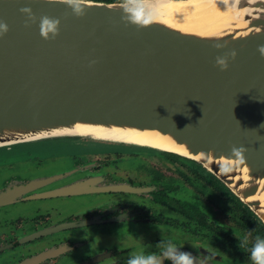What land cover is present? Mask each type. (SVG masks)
<instances>
[{"label": "water", "instance_id": "obj_1", "mask_svg": "<svg viewBox=\"0 0 264 264\" xmlns=\"http://www.w3.org/2000/svg\"><path fill=\"white\" fill-rule=\"evenodd\" d=\"M119 3L93 0L77 17L59 0H0V162L22 151L19 161L58 156L65 143L174 152L205 166L264 225V0H237L242 12L204 32L158 16L138 29ZM44 15L60 20L55 39L40 35ZM95 131H149L181 152ZM232 146L244 149L242 164ZM226 160L230 172L220 170Z\"/></svg>", "mask_w": 264, "mask_h": 264}, {"label": "flooded vegetation", "instance_id": "obj_2", "mask_svg": "<svg viewBox=\"0 0 264 264\" xmlns=\"http://www.w3.org/2000/svg\"><path fill=\"white\" fill-rule=\"evenodd\" d=\"M184 158L174 152H81L0 164V218L19 216L0 219V264H127L133 253L162 252L167 240L158 234L131 238L128 249L102 247L104 237L113 234L108 228L130 223L144 225V234L172 235L168 242L191 253L195 264H251L248 249L260 236L253 234L255 228L241 227L243 201L201 163ZM58 161H71L76 170L46 175ZM87 178L91 183L81 191L59 192ZM184 180L195 188L191 200L198 203L177 198ZM40 181L45 182L37 187ZM84 196L98 203L81 200ZM245 238L247 248L241 251L238 241ZM97 242L101 246L94 248Z\"/></svg>", "mask_w": 264, "mask_h": 264}, {"label": "clouds", "instance_id": "obj_3", "mask_svg": "<svg viewBox=\"0 0 264 264\" xmlns=\"http://www.w3.org/2000/svg\"><path fill=\"white\" fill-rule=\"evenodd\" d=\"M59 2L70 8L72 14L77 17L84 16L87 10L93 6V0H59ZM109 7H113V5H109ZM119 7L123 10V18L138 29L152 25L160 11L158 0H120ZM21 11L28 14L30 20L35 21L30 8H22ZM59 24L60 20L57 18L47 15L40 17V35L46 40L55 39L59 34ZM7 31L8 25L5 22H0V36ZM217 64L222 69L227 68V64L222 58H217ZM231 153L236 157L235 163L237 165L244 162V149L242 147L232 146ZM232 163L230 160L224 161L220 170L230 172ZM238 247L244 251L247 248V239L238 241ZM248 253L251 264H264V238L257 237L255 243L248 249ZM165 260L171 261L172 264H195L191 253L180 251L172 242H167L160 254L133 253L127 264H164Z\"/></svg>", "mask_w": 264, "mask_h": 264}, {"label": "bare ground", "instance_id": "obj_4", "mask_svg": "<svg viewBox=\"0 0 264 264\" xmlns=\"http://www.w3.org/2000/svg\"><path fill=\"white\" fill-rule=\"evenodd\" d=\"M237 0H158L159 19L183 30L204 32L205 27L212 29L222 27V24L234 18V14L242 12L236 9ZM79 132H89L79 130ZM91 132V131H90ZM99 138H109L124 142L151 144L161 148L180 151L171 146L163 138L149 131L136 133H111L105 131L93 132ZM181 152V151H180Z\"/></svg>", "mask_w": 264, "mask_h": 264}, {"label": "rangeland", "instance_id": "obj_5", "mask_svg": "<svg viewBox=\"0 0 264 264\" xmlns=\"http://www.w3.org/2000/svg\"><path fill=\"white\" fill-rule=\"evenodd\" d=\"M64 147V150L63 152H61V155H74V154H78V153H81V152H95V153H111V151H115V152H119L121 154H124L125 156L128 155V153L130 152H136L135 150H133L132 148H122V149H119V148H116V147H107V145H104V144H89V143H85V144H80V145H76V144H73V143H65L63 145ZM63 148H58V147H55L54 150H61ZM37 153V152H36ZM39 158H48V157H44V155L42 153H37ZM60 154V153H59ZM27 155H30V154H27ZM60 155V156H61ZM26 156V154L22 151V152H19L18 153V157L17 159H10V160H6L5 162H0V164H4V163H13V162H17L21 159H23L24 157ZM56 155L54 156H51L50 158L52 157H55ZM59 157V155H58ZM16 158V157H15ZM33 159L30 155V158L29 159H26V161L28 160H31ZM127 163V161H125ZM68 169H72V171L76 170V167L75 166H72L71 164V161L68 162L66 165H63V162L61 161H58L56 163H54L52 166H51V169H50V172H48L46 175H53L54 173H58V172H65L66 170ZM91 174V173H90ZM92 176H97L98 174H91ZM75 177V176H73ZM77 180V179H76ZM185 184L187 185H184L182 183H178V188H179V191H178V195H177V198L180 199V200H184V195L186 196V198L188 200H191L192 198H195L196 197V190L195 188H192V187H189L191 186L190 183L186 182L184 180ZM203 192H204V195L205 196H208V193H207V190L205 189H201ZM81 200H84V201H88L89 203H92V200L96 203H98V200L92 196L90 197H81ZM189 202V201H188ZM45 205H47L49 203V201L47 202H44ZM190 203H198L197 201L195 200H191ZM15 210H18V209H15ZM15 210H13V213H15ZM22 213H24L23 211L24 210H21ZM11 213H7V215H5L4 217L0 218V219H3V220H8V219H15L16 217H19L18 216V213L17 214H13V215H10ZM22 215V214H21ZM24 216V215H23ZM22 216V217H23ZM30 217V216H29ZM228 223V222H227ZM230 224V223H228ZM144 225L143 227L141 226H138L136 223H130L129 225H127V227H115V228H108L111 230V233L113 234H110L108 237H104L103 239V243L102 242H97L95 245H94V248H98V246H101L100 244L102 243V247L103 245H105L104 247H107V248H120V249H128L129 248V245L130 243H132L133 241L131 240V238H139V237H143V238H150L151 236H155V235H159L162 239L164 240H167L166 242L168 241H171L172 239V235H168L164 232V231H160V232H157V231H152V230H146L145 234H144ZM5 229L1 230V231H4ZM110 230H107L108 232H110ZM6 232L9 234V230H6ZM223 246H227V244H224L222 243ZM218 247H221V244L217 243ZM104 251V250H103ZM226 258H228L229 260H233L231 257H229L228 255H224ZM237 264H240L239 262H237ZM248 264V263H247Z\"/></svg>", "mask_w": 264, "mask_h": 264}, {"label": "trees", "instance_id": "obj_6", "mask_svg": "<svg viewBox=\"0 0 264 264\" xmlns=\"http://www.w3.org/2000/svg\"><path fill=\"white\" fill-rule=\"evenodd\" d=\"M94 1H102V2L111 3V2H119L120 0H94ZM184 159H189V158L185 157ZM189 160H191V159H189ZM191 161L193 162L194 160H191ZM211 175H213V174H211ZM226 189H228V188L226 187ZM228 190H230V189H228ZM241 205H242V208L244 210L243 211V221L241 223V227L244 229L255 228L253 234H255L257 236L259 235L261 238H263L262 236L264 235V232L261 230L260 226H262V229L264 230V225L262 224L261 220L256 216V214L251 209H249V207L246 204L241 203ZM253 216L256 217V219H258L259 222L254 220ZM252 221L254 222V224L251 223ZM224 236L225 235H221L220 238H223Z\"/></svg>", "mask_w": 264, "mask_h": 264}]
</instances>
